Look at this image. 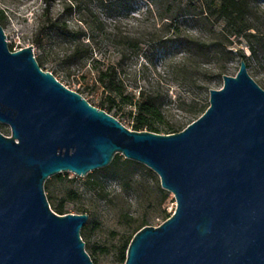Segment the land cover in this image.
Listing matches in <instances>:
<instances>
[{"label":"water","instance_id":"1","mask_svg":"<svg viewBox=\"0 0 264 264\" xmlns=\"http://www.w3.org/2000/svg\"><path fill=\"white\" fill-rule=\"evenodd\" d=\"M210 90L184 130L137 131L45 71L34 46L13 51L0 24V264H95L88 214H58L45 184L87 176L117 154L143 164L177 208L132 239L125 264H264V88L246 60Z\"/></svg>","mask_w":264,"mask_h":264},{"label":"rangeland","instance_id":"2","mask_svg":"<svg viewBox=\"0 0 264 264\" xmlns=\"http://www.w3.org/2000/svg\"><path fill=\"white\" fill-rule=\"evenodd\" d=\"M205 1L130 0L123 6L100 0H54L51 17H64L71 30L82 32V35L61 38V46L70 49L79 42L93 44V58L72 69L79 80L75 76L68 77L64 70L67 65L53 48L58 41L51 34L44 33L39 37L41 42L36 41L45 6L43 0H0V11L3 12L1 25L13 51L33 45L37 60L47 59L43 66L45 71L55 72L58 80L81 93L98 108L110 95L116 97L118 103L121 102L118 90L105 89L97 81L99 71L110 65L116 66L127 86L124 95L133 96L134 101L140 98L141 88H159L147 90L160 92L165 97L166 122L158 124V127L161 134H168L167 123L182 125L184 130L202 116H190L189 110L194 101L210 105V89H202L203 83H208L212 89H221L224 80L218 77V69L225 66L226 75L235 76L243 60L238 50L243 49L246 56L251 57L250 46H258L257 39L248 38L245 34L228 36L224 33L226 20L216 21L215 17L205 19L207 16H199ZM66 7H71L72 13H66ZM253 13L249 22L254 27L247 33L264 38V0L254 1ZM224 37L232 42L228 51L232 50L233 54H216L212 50L210 58L195 69L194 58L188 50L189 43L197 39L215 43L219 39L224 40ZM93 59L100 63L92 62ZM249 73L264 88L263 52L257 57L252 56ZM131 110L132 106H124L116 118L133 129V122L128 117ZM111 115L115 116V112ZM125 159L122 155L121 162ZM108 167L93 173L96 177H103L108 173ZM145 167L136 170L129 187L109 180L102 193L87 186L90 174L79 176L64 172L61 178L53 176L48 179L51 189L46 193L52 208L53 203H58L69 191H73L74 199L67 205L69 213L83 214L80 212L87 211L89 227L84 241L89 254H93V247L97 248L95 264H116L113 263L116 250L132 232L131 226L136 221L146 216L150 219V226L157 227L166 221L167 215L175 213L177 201L174 194L170 193L162 203L160 177ZM104 249L110 250L105 252Z\"/></svg>","mask_w":264,"mask_h":264},{"label":"trees","instance_id":"3","mask_svg":"<svg viewBox=\"0 0 264 264\" xmlns=\"http://www.w3.org/2000/svg\"><path fill=\"white\" fill-rule=\"evenodd\" d=\"M44 8L42 10L41 21L37 33V42H41L39 37L46 33L51 34L56 42L53 45L54 50L61 56L62 61L67 65V68L64 69L68 73V77L76 76V72L73 71V68H76L85 60H90L94 56V48L93 44H84L83 42H79L70 49H64L59 40L61 38H68L70 36L82 35L81 31H73L67 23V20L64 17H51V9L53 6L54 0H43ZM102 3L110 2V3H118L125 6L130 0H100ZM255 0H206L203 2V8L201 12L198 13L199 16H207L205 19L210 17H215V20H226L227 25L225 27L224 33L229 35L234 34H245L248 38L252 37L257 39V47L250 46L252 50V56L257 57L258 53H264V38H258L257 35L252 33H247L251 30L254 25L249 22V20L253 16V3ZM90 10V9H89ZM66 13H72L71 7L65 8ZM3 12L0 11V24H1V14ZM232 44L227 37H224V40H217L215 43H208L204 40L197 39L194 40L193 43H189L188 50L191 55V58H194V68L199 69L200 64L208 60L211 56L212 50H215V53L222 55H230L233 54V51H228V48ZM12 50V49H11ZM239 55L246 60L249 66V62L252 58L247 57L243 49H239ZM228 58V57H227ZM124 59V57L122 58ZM40 66L43 68L44 64H46L47 59L41 58L38 60ZM92 62L100 63L99 60L93 59ZM60 71V70H57ZM62 71V69H61ZM56 76V73L53 72ZM227 74V68L225 66H221L218 69V77L223 78L224 75ZM84 79L85 76L82 75ZM101 82L105 89L110 90H118L117 94L121 98V102L118 103L116 97L110 95L105 100L102 101L100 108L107 111L108 113L115 112V117L117 114L121 112L124 106L130 105L133 107V110L128 112V117L133 122V130L137 131H153L160 133V129L158 124H164L165 121V97L157 91H151L147 89H159V88H141L140 98L137 101H134L133 96L124 95V89H127L124 80L118 74L116 66L110 65L105 69H102L98 73V80ZM202 89H212L208 83H203L201 85ZM121 89V90H119ZM210 105H200L198 102L194 101L192 107L189 110L190 116L199 115L205 113ZM183 130V126L179 124L166 125V133H176ZM0 131L7 136L11 135V130L7 125L0 123ZM122 155H117L114 161L109 165L106 169L108 173L103 177H96L95 173H90V180L87 182V186L89 189L94 190L96 192L102 193L106 190V184L109 180H116L120 184L124 185V187L130 186V181L133 180L136 170L140 167L146 168L144 165H141L138 162L125 159L121 162ZM151 173L153 171L150 170ZM62 175H56L55 178H61ZM51 186L46 182L45 190H50ZM163 193L162 203L168 198L170 192L165 191L164 189H160ZM54 199V197H51ZM74 199V192L69 191L65 197H63L58 203H53V210L58 214H68L70 211L67 209L68 203ZM51 204V203H50ZM87 211H81L80 213L86 214ZM171 215H167L166 219L170 218ZM150 225V219L148 217H143L142 220L136 221L132 224V232L126 237V239L121 243V245L116 250V256L113 263L116 264H125L127 258V250L128 247L134 238L135 234L140 231L142 228ZM88 225H86L81 232V236L88 237L87 230ZM96 247H93V254H90L94 263H97V259L95 256ZM105 252H109L110 249H104Z\"/></svg>","mask_w":264,"mask_h":264}]
</instances>
